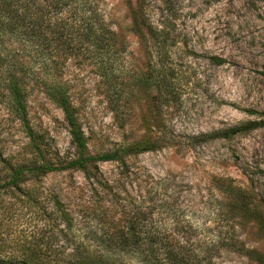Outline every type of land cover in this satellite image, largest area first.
Listing matches in <instances>:
<instances>
[{
	"label": "rangeland",
	"instance_id": "374dc122",
	"mask_svg": "<svg viewBox=\"0 0 264 264\" xmlns=\"http://www.w3.org/2000/svg\"><path fill=\"white\" fill-rule=\"evenodd\" d=\"M100 3L123 41L111 74L101 76L89 59L67 65L65 71L90 152L106 153L129 142L160 144L131 158L138 172L176 175L186 184L189 205L201 211L195 212L198 221L206 218L202 224L212 233L238 237L245 247L264 255V0ZM136 20H141L147 37L148 24L165 31L166 53L158 41L139 37ZM212 56L223 62L213 63ZM165 65L172 73L170 90L151 82L160 79ZM28 110L33 127L44 132L54 148L73 152L58 105L35 91ZM240 126L248 128L207 137ZM20 135L16 120L0 104V148L16 146ZM101 170L110 174L115 165L101 162ZM81 181L80 172L64 171L43 177L41 184L73 202L74 185ZM216 199L226 204L225 210L237 208L228 220L212 218L209 211H216ZM204 209H210L207 217L200 216ZM23 212L28 211L15 197L0 194V257L18 252L20 231L34 225L21 218ZM218 253L214 264H256L233 249Z\"/></svg>",
	"mask_w": 264,
	"mask_h": 264
},
{
	"label": "trees",
	"instance_id": "16d2710c",
	"mask_svg": "<svg viewBox=\"0 0 264 264\" xmlns=\"http://www.w3.org/2000/svg\"><path fill=\"white\" fill-rule=\"evenodd\" d=\"M100 4V0H0V104L16 120L22 138L14 147L0 148V194L15 197L28 211L21 218L34 223L20 231L18 252L0 257V264H214L221 248L264 264V255L245 247L238 237H221L202 224L206 218L197 220L199 210L189 205L186 184L176 175L138 172L131 158L160 144L129 142L106 153L90 152L65 71L67 65L89 59L101 76L111 74L123 41ZM135 28L142 40L158 41L166 53L165 31H154L148 24L147 37L141 20L135 21ZM210 59L223 62L217 56ZM163 69L160 79L151 82L170 90L172 73L168 65ZM35 91L62 109L73 152L60 153L31 124L28 102ZM247 128L233 127L207 137L230 136ZM101 162H112L115 170L103 173ZM64 171L83 177L74 185L73 202L41 184L43 177ZM225 205L215 200L216 211H209L214 220H228L237 210L234 205L225 210Z\"/></svg>",
	"mask_w": 264,
	"mask_h": 264
}]
</instances>
